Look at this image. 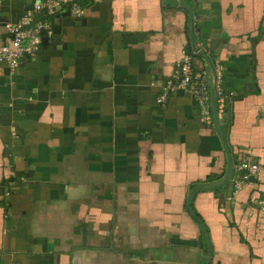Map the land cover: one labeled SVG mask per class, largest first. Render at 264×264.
<instances>
[{"label": "crops", "instance_id": "crops-1", "mask_svg": "<svg viewBox=\"0 0 264 264\" xmlns=\"http://www.w3.org/2000/svg\"><path fill=\"white\" fill-rule=\"evenodd\" d=\"M35 2L0 0V43ZM186 8L39 12L47 44L0 63V264H264V174L233 182L239 161L264 163V0ZM185 47L232 94L225 139L189 95L156 102Z\"/></svg>", "mask_w": 264, "mask_h": 264}, {"label": "built area", "instance_id": "built-area-1", "mask_svg": "<svg viewBox=\"0 0 264 264\" xmlns=\"http://www.w3.org/2000/svg\"><path fill=\"white\" fill-rule=\"evenodd\" d=\"M62 8L69 12L71 19L77 20L83 15L82 7L75 0H37L17 22L5 24L8 39L0 43V63L15 67L21 58L34 55L42 43V38L52 36V25L45 20L36 19L35 16L43 11L47 14L58 13ZM215 74L216 111L222 117L225 101L232 97V94L224 92L218 85V69ZM179 90L193 99L203 119L208 120L211 117L210 88L205 77L193 71L190 54H184L176 61L173 75L160 87L156 100L158 106L165 107L170 96ZM234 171L233 182L237 190L251 175L264 174V163L243 159L237 163ZM259 209L264 212V199L259 202Z\"/></svg>", "mask_w": 264, "mask_h": 264}, {"label": "water", "instance_id": "water-1", "mask_svg": "<svg viewBox=\"0 0 264 264\" xmlns=\"http://www.w3.org/2000/svg\"><path fill=\"white\" fill-rule=\"evenodd\" d=\"M179 1L181 2L182 6L188 11V9L186 8L183 1L182 0H179ZM188 14H189V16H191L190 12H188ZM68 15H69V13L67 12L66 16H68ZM72 23L73 24H79L78 21L72 22ZM190 32L192 34V27H191ZM46 44H47V40L45 37H43L42 38V45H46ZM188 50H189V48L185 47V54H189ZM207 84L209 85V88H210V110L212 113L213 125L215 128V131L217 132V134L221 138L222 135H221L219 128H218V119H217L218 114L216 111V75H215L214 70L212 68L210 69V75H208V77H207ZM177 95H183V91L182 90L177 91ZM223 116H225V115L223 114ZM225 153H226V158H227L226 172H225L224 177L222 178V180L218 184V187L222 186L227 181H229L231 179V176H232V171H233L232 160H231L229 153L227 152V149H225ZM248 180H252V177H250ZM205 188L210 189V187H205ZM208 256L210 257V253L208 254Z\"/></svg>", "mask_w": 264, "mask_h": 264}, {"label": "trees", "instance_id": "trees-1", "mask_svg": "<svg viewBox=\"0 0 264 264\" xmlns=\"http://www.w3.org/2000/svg\"><path fill=\"white\" fill-rule=\"evenodd\" d=\"M78 1V4H80V6H86L87 5V0H77ZM183 1V3L187 6V7H189V5H191V0H182ZM89 3V2H88ZM191 9V8H190ZM189 10V9H188ZM233 99V97H230V98H228V99H226V101H225V108H224V115L225 116H223V118H224V120L226 121V123H225V125H224V128H222V130H226L227 129V127H228V124H229V122H230V100H232ZM221 130V129H220ZM222 130H221V132H222ZM222 136H223V138L225 139V132L223 133L222 132ZM203 186L204 185H202V184H194L192 187H191V193H189V195H188V200H187V202H189L190 200H191V195H192V192L193 191H202V190H204L203 189ZM193 211V210H192ZM193 219L194 220H196V221H198L201 225H202V223H201V221L199 220V217L194 213L193 215ZM205 228V227H204Z\"/></svg>", "mask_w": 264, "mask_h": 264}]
</instances>
